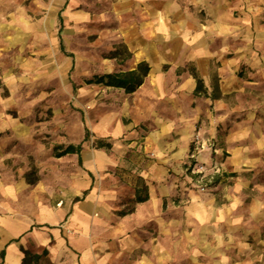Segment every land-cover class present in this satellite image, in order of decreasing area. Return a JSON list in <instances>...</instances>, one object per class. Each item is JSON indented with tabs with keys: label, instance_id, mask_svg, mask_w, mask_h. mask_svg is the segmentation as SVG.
<instances>
[{
	"label": "crops",
	"instance_id": "0c3cea01",
	"mask_svg": "<svg viewBox=\"0 0 264 264\" xmlns=\"http://www.w3.org/2000/svg\"><path fill=\"white\" fill-rule=\"evenodd\" d=\"M104 1L114 28H97L96 0H0V264H177L197 124L233 119L231 163L264 164V0ZM108 74L132 87L87 83ZM74 96L48 148L27 119Z\"/></svg>",
	"mask_w": 264,
	"mask_h": 264
},
{
	"label": "rangeland",
	"instance_id": "374dc122",
	"mask_svg": "<svg viewBox=\"0 0 264 264\" xmlns=\"http://www.w3.org/2000/svg\"><path fill=\"white\" fill-rule=\"evenodd\" d=\"M109 4L96 0L99 29L115 27ZM89 40L92 43L93 36ZM100 40L102 56L110 57V52L105 49L109 46V39ZM110 40L114 41L113 44L117 42L113 38ZM114 52L124 56L123 48L118 47ZM1 90L5 100H9V90L0 84ZM6 103L4 118L17 117L16 111ZM49 103L47 100L38 101V107L27 120L39 127L38 139L53 148L61 134L57 127L65 119L72 120L79 108L75 107V96L69 106L55 107L54 103ZM210 112L214 117H220V111L214 105ZM262 120L264 122V116ZM231 121L224 125L219 119L214 134L209 129L203 130L200 122L188 149L182 152L179 205L187 210L185 223L181 226V257L177 264H264V164L256 162L238 168L231 163L232 148L226 142L234 123ZM6 163L11 167L14 162ZM35 168L30 163L28 171ZM192 204L197 206L191 209L197 223L189 218L188 208Z\"/></svg>",
	"mask_w": 264,
	"mask_h": 264
},
{
	"label": "trees",
	"instance_id": "16d2710c",
	"mask_svg": "<svg viewBox=\"0 0 264 264\" xmlns=\"http://www.w3.org/2000/svg\"><path fill=\"white\" fill-rule=\"evenodd\" d=\"M113 56V55H112ZM192 74L196 78L197 81V86H196V93L197 92H203L204 91V85L203 81L198 77L197 73L192 69ZM88 84L91 83H102L106 86H113V87H118V88H126L130 89L132 85L130 82L126 79H123L119 74H108V75H103V76H96L90 80L87 81ZM81 146H74V145H69L63 150H61L57 156H63L69 153H77L79 152ZM193 152V149H192Z\"/></svg>",
	"mask_w": 264,
	"mask_h": 264
},
{
	"label": "built area",
	"instance_id": "2783aa9c",
	"mask_svg": "<svg viewBox=\"0 0 264 264\" xmlns=\"http://www.w3.org/2000/svg\"><path fill=\"white\" fill-rule=\"evenodd\" d=\"M86 264H92V263H86Z\"/></svg>",
	"mask_w": 264,
	"mask_h": 264
}]
</instances>
